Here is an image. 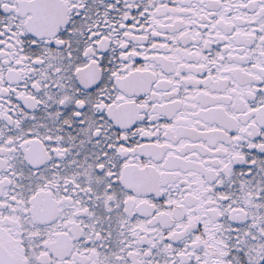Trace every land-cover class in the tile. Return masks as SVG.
<instances>
[{"label":"snow or ice","instance_id":"snow-or-ice-1","mask_svg":"<svg viewBox=\"0 0 264 264\" xmlns=\"http://www.w3.org/2000/svg\"><path fill=\"white\" fill-rule=\"evenodd\" d=\"M0 264H264V0H0Z\"/></svg>","mask_w":264,"mask_h":264}]
</instances>
